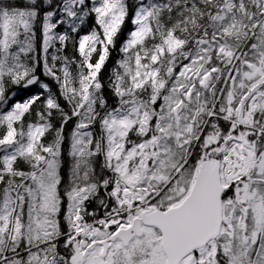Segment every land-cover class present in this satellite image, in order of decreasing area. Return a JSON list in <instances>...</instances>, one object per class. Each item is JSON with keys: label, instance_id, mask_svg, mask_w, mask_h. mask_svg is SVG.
I'll list each match as a JSON object with an SVG mask.
<instances>
[{"label": "snow or ice", "instance_id": "snow-or-ice-1", "mask_svg": "<svg viewBox=\"0 0 264 264\" xmlns=\"http://www.w3.org/2000/svg\"><path fill=\"white\" fill-rule=\"evenodd\" d=\"M131 11L0 0V264H264V0Z\"/></svg>", "mask_w": 264, "mask_h": 264}, {"label": "trees", "instance_id": "trees-1", "mask_svg": "<svg viewBox=\"0 0 264 264\" xmlns=\"http://www.w3.org/2000/svg\"><path fill=\"white\" fill-rule=\"evenodd\" d=\"M15 1L17 2V0H15ZM128 3L130 5V16H131L132 15L131 9H134V7L136 5V0H128ZM94 26H95L94 16L89 17L88 19H86L85 24L82 26V29L80 31V35L87 34L88 32L91 31V29ZM132 28H133V25H131V23L128 20H126L125 24L122 26L121 33L119 34V37L117 39L116 47L111 50V55H110L108 61L106 62L105 68H104V70L102 72V80L105 83V85L107 86L105 95H106V97H107V99L109 101V104H111L113 106L116 105L117 98L114 95H112V93H111V88H110V85H109V79L108 78L112 75V70L117 66V61L120 60L122 58V56H123V53H121L119 49L122 46L124 40L126 39L129 31ZM67 54L69 56H72V55L75 54L74 50L71 48V46H69V48L67 49ZM187 62L188 61H183V63H187ZM178 71H179V68H177V72ZM11 91H15V89H12ZM32 91L35 92L36 89H33ZM28 95H31V93H20L19 95L16 96L15 100H22L24 98H27ZM159 102L160 101H158V103ZM73 124H74V121L72 122V124H70L68 126L69 131L71 130V127H72ZM97 130H98V126H97ZM66 146H67V144H65L64 147H66ZM65 156H66V153H65ZM62 171H63L64 181L66 183V175H67L66 158H65V164L63 166Z\"/></svg>", "mask_w": 264, "mask_h": 264}, {"label": "flooded vegetation", "instance_id": "flooded-vegetation-1", "mask_svg": "<svg viewBox=\"0 0 264 264\" xmlns=\"http://www.w3.org/2000/svg\"><path fill=\"white\" fill-rule=\"evenodd\" d=\"M69 166H68V168H67V178L69 177ZM67 183H68V180H67ZM67 183H66V185H67ZM65 186V181H64V185H62L61 186V191L63 192V187Z\"/></svg>", "mask_w": 264, "mask_h": 264}, {"label": "rangeland", "instance_id": "rangeland-1", "mask_svg": "<svg viewBox=\"0 0 264 264\" xmlns=\"http://www.w3.org/2000/svg\"><path fill=\"white\" fill-rule=\"evenodd\" d=\"M10 2H12V3H16V1H15V0H10ZM160 102H162V101H160ZM160 102H159V103H160ZM159 103H158V104H159Z\"/></svg>", "mask_w": 264, "mask_h": 264}, {"label": "water", "instance_id": "water-1", "mask_svg": "<svg viewBox=\"0 0 264 264\" xmlns=\"http://www.w3.org/2000/svg\"><path fill=\"white\" fill-rule=\"evenodd\" d=\"M137 2H138V0H137Z\"/></svg>", "mask_w": 264, "mask_h": 264}]
</instances>
